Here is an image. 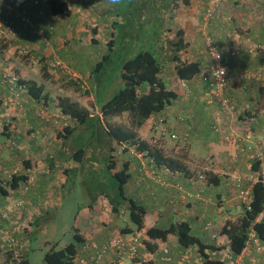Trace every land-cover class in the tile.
Here are the masks:
<instances>
[{
	"label": "crops",
	"instance_id": "0c3cea01",
	"mask_svg": "<svg viewBox=\"0 0 264 264\" xmlns=\"http://www.w3.org/2000/svg\"><path fill=\"white\" fill-rule=\"evenodd\" d=\"M14 1L0 2V185L8 186L13 171L26 181L8 196H0V209L11 200L23 201L20 209L0 219V264H19L4 248L3 229L17 238L14 252L18 259L29 262L26 244L31 242L33 230L66 213V227L83 239L77 255L84 264H90L95 252L113 238L139 233L143 239L149 228L166 229L179 222H186L190 234L200 242L214 246L215 251H207L210 258L213 255L211 259L228 263L233 255L219 231L226 221L241 215L239 180L243 187L249 186L247 179L253 169L252 151L236 150L225 142L224 135L231 129L239 133L250 129L256 136H264V58L252 52L255 47L264 48V0H223L220 13L209 21L204 15L209 0H133L134 6L128 8L131 14L124 17L107 14L112 8L106 0H64L71 11L69 17L51 15L47 0H41L40 7L27 1L7 10V4ZM21 12L32 26L22 24ZM226 16L232 17L230 22L225 21ZM8 27H14L13 35L7 33ZM178 31L183 32L184 41L180 61L197 62L200 70L212 61L206 53L208 42L218 50L237 47L239 54L230 61L229 70L239 78L232 79L225 95L239 107L235 117L208 102V86L199 75L185 81L175 74L172 45ZM21 50L27 53L22 55ZM141 51L158 60L159 78L176 99L140 126L127 112L102 119L103 103L123 88V64ZM117 52L122 54L114 57ZM103 57L105 68L117 59L120 72L111 83H102L101 72L96 75L98 69L92 68ZM67 72L82 79L81 86L74 88ZM103 73L108 72L104 69ZM244 73L250 77L243 78ZM28 81L43 87L41 99L28 94L24 85ZM59 98L85 109V122L79 124L63 115L57 105ZM63 121L71 128L68 133L61 128ZM114 125L133 132L150 148L179 162L185 171L156 167L147 152L111 137L108 127ZM124 168L129 174L124 196L146 210L139 231H134L127 203L120 198L113 178ZM211 208L222 216L214 230L218 234L215 240L204 231V224H198L196 214ZM125 218L130 223L121 226ZM165 245L167 261L161 260V251L150 253L144 246L139 248V259L179 264L184 258L183 264H203L197 247H181L175 235ZM235 260L264 264V251L260 254L249 247ZM99 264L131 263L127 259L119 262L111 247Z\"/></svg>",
	"mask_w": 264,
	"mask_h": 264
},
{
	"label": "trees",
	"instance_id": "16d2710c",
	"mask_svg": "<svg viewBox=\"0 0 264 264\" xmlns=\"http://www.w3.org/2000/svg\"><path fill=\"white\" fill-rule=\"evenodd\" d=\"M47 6L49 8L50 14L53 16L69 17L71 14V11L64 0H47ZM219 9H221V6L219 7ZM219 13L220 10L215 13V15H218ZM172 46V61L176 63L174 66V71L177 77L180 80L188 81L194 78L195 76L199 75L201 71L199 63L181 62L179 59L180 50H182L184 47L182 31L177 32L176 41L173 42ZM252 52L256 56H263L264 58V48L255 47ZM206 53L208 55L207 51ZM237 54H239V52ZM104 58L105 57H103V60L96 65V70L98 69L99 71L100 67L102 66V63H105ZM231 60L232 58L229 60L227 65L228 76L233 77L232 79H234L236 74L231 73L229 70V63ZM161 70V65L158 60L148 51H141L137 53L134 57L128 59L123 64L121 69L120 77L124 84L123 88L103 103L100 108L102 119L105 120L113 118L116 116H120L124 112H127L130 117L135 120L137 126H140L142 122L148 119L150 116L162 112L167 105H169L173 100L176 99L177 95L171 90H166L165 85L159 78ZM261 70L262 69H258L259 72H261ZM71 82H75V85L81 86L82 79H78L77 81L71 79ZM24 85L27 87L28 94L34 100L41 99L43 87L37 86L36 83L32 81L24 82ZM226 89L224 90V95H226ZM43 99H47V96H43ZM57 105L61 109L63 115L68 116L79 124H83L85 122V119L88 117V113L85 109L80 107L77 103L71 102L69 99L59 98ZM63 123L66 124V122L64 121ZM61 128L66 133L71 130L70 126H68L67 124L65 126H62ZM108 129L109 135L113 137L116 141L130 143L132 146L135 147V150L138 152H147L148 156L151 157V159L154 161L156 167H165L172 172L185 171L184 167L179 162L165 157L159 150L155 148H150L147 143L140 141L133 132L125 130L123 127L115 125L108 127ZM251 162L253 169L251 174H255V172L258 170V163L255 162L252 158ZM200 177L202 176H199V179ZM113 178L117 181L118 192L120 194V197L127 203L128 213L131 222L134 224L137 231L141 230L143 228L146 210L142 205L124 196L123 186L127 183L129 179L127 169L124 168L121 171L114 173ZM25 181L26 177L24 176H13L8 182V186L3 187L0 185V196H8L10 190L17 189L19 184ZM248 182L249 186L247 187H243L241 180H239L238 185H241L243 188L246 189L251 187V209L247 211L246 208L240 206V201L237 195L238 208L241 211V215L234 221H226V223L219 231V235L227 239V248L230 254L233 255L232 259H228V263L211 259L213 255L210 258L207 251H215L214 246L206 245L200 242L199 239H197L196 237L192 236L190 234V227L186 222L171 224L166 229H161L157 227L149 228L144 234V238L141 239L142 246H144L146 251L150 253H156L161 251V253L163 254L162 251L166 247L165 244L167 243V238L169 236L175 235L181 247H197V252L203 264H233L236 256L241 255L244 250L248 249L249 247H253L255 250L254 245L247 246L246 243L248 234L251 230H254L259 241L261 243H264V221H257V218L263 209L264 188L259 182L253 183L249 180ZM0 219L2 218L0 217ZM207 224H210V226L207 227ZM215 229L216 228L212 229V223L210 222L204 225V231H210L209 234L211 235L213 240H215L218 236V234L214 233ZM127 232L131 231L129 230ZM135 235L141 234L135 233L133 236ZM213 235H215V237H213ZM82 242L83 239L79 235H77V233H75L73 236V242L65 245L60 250L51 248L49 251H47L43 258L44 264H79L80 258H78L77 255V246ZM99 250H101V248H99ZM165 250H167V254L165 255L167 256L168 260V249ZM7 253L11 255V252ZM137 260H141L139 259L138 252ZM134 261L137 262L136 260ZM185 262L186 259L184 258H180L178 261L179 264H183ZM19 264L30 263L27 260L22 259L20 260Z\"/></svg>",
	"mask_w": 264,
	"mask_h": 264
},
{
	"label": "built area",
	"instance_id": "2783aa9c",
	"mask_svg": "<svg viewBox=\"0 0 264 264\" xmlns=\"http://www.w3.org/2000/svg\"><path fill=\"white\" fill-rule=\"evenodd\" d=\"M2 0H0L1 2ZM27 1H29L32 5L35 7L40 6L41 0H15L14 2H10L7 4L6 9L12 10V7H20L23 4H25ZM223 0H209L207 8L205 9V20L209 21L215 16V13H217L220 9L219 7L222 5ZM41 15V12L39 13ZM18 17L20 18V21L24 26H32L30 18L26 16L24 12L19 13ZM226 22L231 21L230 16L224 17ZM7 23L5 22L4 25ZM2 31H0L1 34ZM15 32L14 27H8L7 33L9 35H13ZM207 52L209 56L211 57L212 63L200 71L199 77L202 82L207 84L208 86V92H207V98L208 102L210 104L217 105L221 110L226 111L227 113L231 114L233 117L237 115L239 112V107L235 103H232L228 98L224 95V90L226 89L227 85L232 81L233 77L228 76V62L231 58L235 57L238 53L237 47L234 45H230L228 48L224 50H218L216 46H214L211 41L207 43L206 45ZM212 50H216L220 53V59H214L212 56ZM20 53L25 55L27 52L20 51ZM56 66H59L58 63H55ZM218 67L225 68L226 74H224L222 77L218 78L216 73H214L215 70H217ZM65 71V70H64ZM68 74V72H67ZM70 75L74 80L80 79L79 77ZM238 77V76H235ZM243 78H249L250 73H244L242 74ZM239 78V77H238ZM182 87H186L185 81L180 82ZM66 124L63 123L62 126H65ZM172 138H175V135L171 136ZM225 142L232 144L236 150H241L243 152L245 151H252L251 158L258 163V170L255 172V174H251L248 177V180L256 183L259 182L262 184L264 188V136H256L254 134L253 130H246L242 133L236 132L234 130H230L229 132L225 133L224 135ZM16 174V171H13L9 177L12 178ZM203 179V177H200ZM238 199L240 201V206L243 208H246L247 211H249L250 208V202H251V187L250 188H243L241 185H238ZM23 205V201L19 200H11L6 205L5 209H0V217L2 219H7L9 217V214L13 213L16 209H20ZM257 221H264V204L262 212L259 214ZM210 224H207V227H209ZM2 241L4 242V245L8 249H13L18 246L17 240L12 236V234L9 231H2ZM215 237V235H213ZM247 246L254 245L255 250L258 253H263L264 248L259 241V239L256 236V233L254 230H251L248 234L247 238ZM142 246L141 241V235H135V236H125V237H116L113 238L110 243L105 244L101 247V250L96 251L95 254L92 257V261L90 264H99L104 255L107 253V251L112 247L114 248L115 252L117 253L118 261H123L124 259H127L130 261L131 264H133L136 260L137 264H151L147 259H141L137 260V252L138 248ZM87 250V248L84 246L83 251ZM162 261H167V250L162 251ZM84 260L80 259L79 264H84ZM233 264H241L240 261H234Z\"/></svg>",
	"mask_w": 264,
	"mask_h": 264
},
{
	"label": "rangeland",
	"instance_id": "374dc122",
	"mask_svg": "<svg viewBox=\"0 0 264 264\" xmlns=\"http://www.w3.org/2000/svg\"><path fill=\"white\" fill-rule=\"evenodd\" d=\"M106 1L112 8L107 12V14L110 12H112L114 14L118 13L119 15H122L123 17L125 15H130L131 13L128 11V8H130L131 6H134L133 0H120V2L118 4H110L108 2V0H106ZM68 23H70V21H68L66 24H68ZM96 49L98 51L103 50L102 47L101 48L97 47ZM60 53H63V51H61ZM95 53L97 54V51H95ZM99 54H100V52H99ZM121 54H122L121 52H117V53H113V56L116 57V56H119ZM101 60H102V58H100V61ZM116 65H117V59H116L115 64H113L112 66L107 67V68H105L106 65L104 63H102V66L99 69L100 71H96L94 74L97 75L99 72H101L99 77L102 79V83L103 82L111 83L112 79L114 80L115 78H117V75L119 74L118 72H120L119 71L120 69H117ZM95 67H96V65H94L92 68L94 69ZM104 69L108 73L104 74L103 73ZM71 85L74 88H76V86H79V85H75V82ZM103 86H104V84H102L101 87L103 88ZM92 90H93V88H92ZM93 92L96 93L97 91L93 90ZM196 214L198 215V217H197V215H196V217L198 218V224L199 225L203 226V224L205 225L206 223L210 222V223H212V229L218 225V223L222 217L221 214L218 213L215 208H211L207 212H201V213L197 212ZM68 217H69V215H68V213H66L65 216H63L62 218L61 217L58 218L55 222L48 224L47 226H41L40 228L33 230L31 242L26 244V249L28 250V260H29L30 264H44L43 258H44V255L46 254L47 251H49L51 248H54L56 250H60L65 245L73 242V231H72L71 227H66L68 225V222H69ZM125 217H127V219H128V215H126ZM122 218H124V217H122ZM173 218H174L173 221L176 222L175 221L177 219L176 215H173ZM125 220H126V218H125ZM126 223L129 224L130 223L129 220H126V222L121 221V226H125ZM135 230H136V227L134 226V231ZM207 232L209 235L210 231H207ZM54 233H55V235H54ZM50 234H53V236ZM45 240H49L50 242L46 243ZM208 242H211L210 238H209Z\"/></svg>",
	"mask_w": 264,
	"mask_h": 264
},
{
	"label": "clouds",
	"instance_id": "9594fccd",
	"mask_svg": "<svg viewBox=\"0 0 264 264\" xmlns=\"http://www.w3.org/2000/svg\"><path fill=\"white\" fill-rule=\"evenodd\" d=\"M108 2L110 3V4H118L119 2H120V0H108ZM212 56H213V58L214 59H217V60H219L220 59V53L219 52H217L216 50H212ZM226 69L225 68H223V67H218L217 68V70H215L214 71V73H216V75H217V77L218 78H220V77H222L224 74H226ZM15 176V175H14ZM6 229H3L2 231H5ZM6 231H9L10 233H11V231L10 230H6ZM12 234V233H11ZM12 236L17 240V238L12 234ZM1 239H2V237H1ZM17 242H18V240H17ZM4 243V242H3ZM18 244H19V242H18ZM18 247V246H17ZM17 247H15V248H17ZM4 248H5V250H6V252H11V254L13 253L14 254V260H16L18 263L20 262V260L18 259V257L15 255L16 253L14 252V249L15 248H13V249H8L5 245H4Z\"/></svg>",
	"mask_w": 264,
	"mask_h": 264
}]
</instances>
